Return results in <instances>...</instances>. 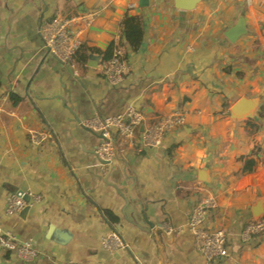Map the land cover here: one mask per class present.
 <instances>
[{
  "label": "crops",
  "instance_id": "1",
  "mask_svg": "<svg viewBox=\"0 0 264 264\" xmlns=\"http://www.w3.org/2000/svg\"><path fill=\"white\" fill-rule=\"evenodd\" d=\"M148 1L0 0V235L31 242L30 264H264V233L242 237L264 220V0H202L191 12ZM72 15L93 20L63 65L39 31ZM125 15H142L145 32L138 52L117 48L128 70L112 87L103 54ZM240 19L246 34L231 44ZM240 100L256 104L251 119H231ZM128 108L141 127L130 141L112 132L116 157L104 165L101 136L81 124ZM175 112L184 124L143 148L141 132ZM17 192L39 202L6 215ZM204 197L216 202L205 228L226 234L224 259L206 260L188 230ZM111 233L125 246L114 255L100 246ZM0 264L24 263L0 250Z\"/></svg>",
  "mask_w": 264,
  "mask_h": 264
},
{
  "label": "built area",
  "instance_id": "2",
  "mask_svg": "<svg viewBox=\"0 0 264 264\" xmlns=\"http://www.w3.org/2000/svg\"><path fill=\"white\" fill-rule=\"evenodd\" d=\"M135 8V4L130 5V9ZM92 20L93 15H72L54 18L39 31L43 48L60 64H69L81 50L85 30ZM127 70V65L122 61V52L119 49L114 51L111 60L103 66L104 75L112 87L120 85ZM142 120V116L135 112L133 108H128L125 115L105 119L93 118L83 122L81 125L101 136L102 140L95 149L94 155L102 164H109L116 157L112 132L115 131L121 140L130 141L138 132V128L141 127ZM183 124L184 115L180 112L156 118L150 127L141 132L142 147L145 149L158 148L167 134L180 128ZM40 140L39 136H32L34 145H39ZM101 168L104 169V165ZM26 197L28 202L25 201ZM38 202L39 198L36 196H27L24 193L17 192L7 198L5 214H17L25 206L34 205ZM215 208L216 202L214 199L212 197H204L193 208L188 221V230L195 240L200 242V251L208 261L224 259L227 256L226 234L222 230L211 232L205 228L208 215ZM259 233H264V220L253 221L247 225L242 237L250 238ZM100 246L109 255L117 254L125 248L115 233L102 237ZM0 250L14 253L24 264L32 263L38 255V251L31 242L21 241L8 233L0 235Z\"/></svg>",
  "mask_w": 264,
  "mask_h": 264
},
{
  "label": "water",
  "instance_id": "3",
  "mask_svg": "<svg viewBox=\"0 0 264 264\" xmlns=\"http://www.w3.org/2000/svg\"><path fill=\"white\" fill-rule=\"evenodd\" d=\"M202 2V0H173V7L177 11H183V12H191L196 9V7ZM149 7V1L148 0H139V8L146 9ZM246 34V25L243 19H240L237 24L230 29L226 33L227 40L234 44L238 38ZM256 109V104L252 101L247 100H240L238 103H236L230 112V116L232 120H242V119H251L253 117V113ZM104 165H108L106 163H103ZM200 176L203 178V173L201 172ZM25 201L28 202L27 197L25 198ZM257 213L254 212V215L256 217L262 216V212L257 211L258 209H255ZM27 212V208L22 212V214H25Z\"/></svg>",
  "mask_w": 264,
  "mask_h": 264
},
{
  "label": "trees",
  "instance_id": "4",
  "mask_svg": "<svg viewBox=\"0 0 264 264\" xmlns=\"http://www.w3.org/2000/svg\"><path fill=\"white\" fill-rule=\"evenodd\" d=\"M142 15H125L119 24V34L117 41H113L103 54V62L107 63L113 57L114 51L120 47H128L131 52L136 53L140 50L143 43L145 32V22ZM127 59V53H124L122 61ZM258 117L264 120V107L259 111ZM115 219L113 220V222Z\"/></svg>",
  "mask_w": 264,
  "mask_h": 264
},
{
  "label": "rangeland",
  "instance_id": "5",
  "mask_svg": "<svg viewBox=\"0 0 264 264\" xmlns=\"http://www.w3.org/2000/svg\"><path fill=\"white\" fill-rule=\"evenodd\" d=\"M170 5H172V4H170ZM199 6H200V5H199ZM252 32H253V31H252ZM252 32H250V35H249V36H252V34H253ZM259 45H260V43H259ZM260 46H261V45H260Z\"/></svg>",
  "mask_w": 264,
  "mask_h": 264
}]
</instances>
